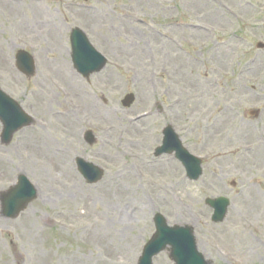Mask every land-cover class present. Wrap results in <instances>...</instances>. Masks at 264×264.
<instances>
[{
	"label": "rangeland",
	"instance_id": "obj_1",
	"mask_svg": "<svg viewBox=\"0 0 264 264\" xmlns=\"http://www.w3.org/2000/svg\"><path fill=\"white\" fill-rule=\"evenodd\" d=\"M35 1L0 0V88L33 120L9 144L0 143V264H39L41 258L44 264H137L142 247L154 233L152 219L158 213L169 226L192 227L197 250L210 264H264V50L256 48L264 44V0H236L242 8L228 16L227 26H218L215 14H208L217 6L215 0H207L208 10L200 9V13L194 12L195 0ZM128 13L136 23L127 25L117 19ZM201 19L215 29L207 35L193 34L189 29L201 25ZM169 24L179 27L174 33L177 51L164 45ZM75 28L107 59L104 69L86 79L71 63L69 36ZM227 41L236 47L214 89L209 74L221 58L219 44ZM18 50L34 58L32 77L16 70ZM58 53L103 113L111 108L118 120L128 115L146 119V163L164 167L159 177H149L148 165H139L129 156L113 159L114 151L105 145L104 135L83 122L77 128V144L60 143L62 122L50 116L61 112L62 95L54 91L53 103L46 107L52 93L40 98L36 93L37 85L61 67ZM142 65L148 67L146 75ZM129 94L134 100L123 106ZM175 104L172 116L169 108ZM240 124L247 127L239 129ZM168 125L184 148L202 159L203 172L197 181L188 180L172 156L154 157L161 131ZM86 133L92 134V145L86 142ZM41 136L64 150L62 163L76 178L91 213L81 222L71 218L76 204H81L76 194L41 179H51L54 170L36 152L39 146L32 143L28 157L21 151L22 140L38 142ZM262 147L263 156L257 157ZM76 158L102 169L101 181L86 184L75 166ZM14 161H20L19 166L9 169ZM122 166L133 170L131 177L122 173ZM19 175L41 189L35 187L36 199L15 219H7L1 194L16 184ZM175 179L182 181L189 194L173 189L168 201L159 200L151 186L172 188ZM217 197L227 198L230 205L223 222L213 224L212 210L204 201ZM27 213L35 222L32 230L23 222ZM98 215L102 220L96 225L106 233L95 237L91 224ZM153 264L173 262L168 252H162Z\"/></svg>",
	"mask_w": 264,
	"mask_h": 264
},
{
	"label": "bare ground",
	"instance_id": "obj_2",
	"mask_svg": "<svg viewBox=\"0 0 264 264\" xmlns=\"http://www.w3.org/2000/svg\"><path fill=\"white\" fill-rule=\"evenodd\" d=\"M197 3V7L194 10L195 13H200V9L202 11L208 10V4L207 0L204 2L201 0H195ZM13 3V1H11ZM30 3L37 4L35 0H29ZM209 2V1H208ZM214 3L217 4V6L213 7L211 11L208 12L210 15H214L213 18L215 19V22L218 26L220 25H229V22L227 20L228 16L233 17L234 13L236 12V9L242 8L240 4L236 0H227V1H220L215 0ZM45 19L48 17V15L43 14ZM105 17H109L108 15ZM50 18V16H49ZM117 19L120 21H125L127 25H131L133 23H136L134 16L131 14H125L123 16L117 17ZM217 19V21H216ZM200 22L201 25L197 27H192L189 30L193 31V34L196 35H207L210 30L215 29L212 25L203 22ZM49 23H42L41 26H46ZM35 25V24H34ZM178 26H175L173 24H169L166 29V35H163L164 45L168 47L171 51H177V44L178 41L175 38L174 33L176 32V29H178ZM57 31L56 33H58ZM53 36L57 37V34H53ZM61 40V39H60ZM232 41H227L224 43L219 44V47H221V58L218 57L215 64L213 65L211 69V73L209 74L210 81L212 83V87H216V83L218 81V78L225 73V70L227 69L229 62L226 59L229 57V54L231 51H233L234 46L236 47V43L232 46ZM223 50V51H222ZM63 54L58 53V59L61 60V67L59 69L54 70V75L48 77L44 80V82H41L39 85H37L36 93L37 96L45 97V93L51 92L52 94L47 96L45 106L52 105L53 103V93L59 92L62 95V101L60 104L61 112L57 113H51L50 118L55 119L56 121H61V130L64 132V137H62L63 140H60V143L62 141L63 144H66V146L77 144V137L79 135L78 132V126L83 122L86 125L93 126L99 133L103 134L104 136H101L102 138H105V145L108 146L111 150L114 151L113 159L119 160L121 156H129L130 159L139 164H147L148 165V176L151 178L159 177L160 176V170H163L164 167H155L151 163H146V153L144 152L145 144L148 141V136L145 131L143 121L146 119H136L132 115L123 116L122 118H119L116 110L111 109L107 110L106 113H103L101 110L100 105L98 102L80 85V83L76 80V77L73 75V73L70 71L67 63L63 59ZM195 61V60H194ZM67 65V66H66ZM68 67V68H67ZM143 67V74L146 75V72L148 71V67L144 69ZM146 67V66H145ZM140 77V81H141ZM141 96L144 97V92L140 93ZM43 99V98H41ZM105 105H107V102H105ZM177 104L170 106V112L171 115H176V109ZM107 108V107H106ZM120 121H123V123H120ZM65 124L67 125V128L65 129ZM247 126L241 125L238 127L239 129H244ZM66 134V137H65ZM67 140V141H64ZM109 140V141H108ZM108 141V142H107ZM41 142V143H38ZM34 141L32 139H24L20 143L21 151L26 155L28 153L27 150L30 151V147L33 145L39 146V149H37L36 152L42 153L44 155L45 162L48 165H51L52 170H54L53 177L49 179L48 177L44 176L41 177V179H47L49 182L54 183L57 187H63L67 188L71 191H73L76 195V199L81 202V204H76L75 210H73V215H71V218L74 221L81 222L85 219V215L91 214L89 212L88 204L85 202V197L83 195V192L78 188V183L76 181V178L69 173L68 167L63 164V156L62 153H64V150L61 149L60 144L53 143L50 139L41 136L39 140ZM76 146V145H75ZM253 146V145H252ZM35 147V146H34ZM254 147V146H253ZM260 147V146H259ZM254 149V148H253ZM262 149V150H261ZM261 149H257V157L263 156V147ZM250 151L252 148L249 149ZM243 152L246 153V150H243ZM27 156V155H26ZM28 157V156H27ZM23 160L30 161V158H25ZM1 162V159H0ZM19 162L14 161L12 163H9V169L10 166L16 167L19 166ZM34 164H32L33 166ZM69 171V172H67ZM122 173L129 175L131 177V174H133L132 169H127L122 166ZM41 172V171H40ZM43 174V172H42ZM122 174V175H123ZM126 177V176H123ZM129 178V177H127ZM37 189H41V187H37ZM153 190L155 191L157 197L159 200L162 201H168V195L170 192L174 189L179 191L180 195H188V190L184 187L182 181L180 179H175V183L172 185V188H170L166 184L158 185V186H151ZM107 193L109 190H106ZM82 207V212L78 211V207ZM172 208L174 210L178 211L177 206H174L171 204ZM180 212V211H178ZM102 220V216H93V222L91 224L92 229L95 232V237H98L100 233H106L105 228H98L97 223ZM24 225L26 227L32 228L35 226V222L32 220L31 216L27 213L24 217ZM30 236V234H29ZM15 255L18 256L16 253ZM14 255V256H15ZM39 257H43L42 253L38 252ZM42 255V256H41ZM39 264H44V261L41 259L38 260Z\"/></svg>",
	"mask_w": 264,
	"mask_h": 264
},
{
	"label": "water",
	"instance_id": "obj_3",
	"mask_svg": "<svg viewBox=\"0 0 264 264\" xmlns=\"http://www.w3.org/2000/svg\"><path fill=\"white\" fill-rule=\"evenodd\" d=\"M70 40L73 51L72 61L78 72L86 77L103 68L105 60L94 51L80 30H73ZM257 47L264 48L261 44H258ZM16 65L19 71L28 76L34 72L32 59L24 52H18ZM133 99L132 95H128L123 102L124 106H128ZM0 121L3 125L1 136L3 143H8L15 131L30 124L29 118L23 114L19 106L1 91ZM163 135V145L157 149L156 155L174 152L176 159L186 168L189 178L196 180L201 174V169L199 168L200 161L189 155L181 147L178 138L170 127H167L163 131ZM87 139L89 144L93 143L91 135H88ZM76 164L87 183L94 184L100 181L102 171L97 167L85 163L81 159H77ZM35 196L36 193L29 181L24 176H19L17 185L2 194L4 216L15 218ZM206 204L214 209L212 221L216 223L221 222L225 217L226 209L229 205L228 201L218 198L216 200H206ZM154 225L155 233L145 244L138 264H152V258L165 250H168L169 257L174 264H209L198 253L190 227H168L164 218L159 214L154 217Z\"/></svg>",
	"mask_w": 264,
	"mask_h": 264
}]
</instances>
